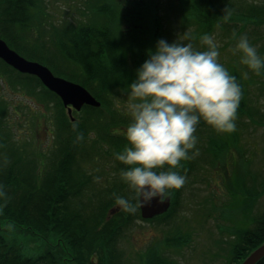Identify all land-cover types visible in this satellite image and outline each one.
I'll return each instance as SVG.
<instances>
[{
  "label": "trees",
  "instance_id": "trees-1",
  "mask_svg": "<svg viewBox=\"0 0 264 264\" xmlns=\"http://www.w3.org/2000/svg\"><path fill=\"white\" fill-rule=\"evenodd\" d=\"M134 1L137 3L138 0ZM141 1L143 6L124 18L121 11L124 1L93 0L89 9L84 10L86 15L94 17L92 22L54 32L49 35L52 38L38 39L37 45L30 47L21 40L22 37H29V23L33 15L31 8L35 6V0H0V39L27 59L57 71L55 75L88 88L101 103L98 109L83 108L81 112L86 109L85 116L81 118L74 112V122L68 120L65 114L59 116L56 112L53 118L57 126L51 132L54 138L42 149L38 146L28 149L29 145H21L23 139L18 142L11 137L1 140L0 186L4 194L0 195V264H122L118 243L130 231L135 216H138V221L143 220L139 218L138 208L135 212H127L115 201L117 195H131L121 177V170L127 165L115 157L127 140L122 131H114L121 130V125L126 128L131 116L119 114L117 102L121 94L130 91L131 82L125 81L133 73L136 75L135 70L140 65L138 61L127 59L121 51V43L122 39H127L143 48L144 39L141 38L149 30L155 44L162 37L168 39L172 36L165 32L162 16H155L160 11L159 0ZM175 2L177 26L181 30L194 31L193 42L199 44L203 34L212 35L216 29L230 33V43L235 42L236 36L246 34L258 53L264 55V0L262 4L244 3L241 7L245 9L240 16L233 0ZM162 8L170 10V23L166 22V25L172 26V8L169 5ZM151 13L154 14L152 17ZM241 19L249 23L247 25L244 23L247 21H242V27L235 33L233 25ZM155 28L158 30L154 31ZM199 47L196 48L204 50L207 45L201 41ZM50 49L59 52L65 62L74 64L79 71L64 69L48 58L47 51ZM141 55L147 58L148 54L142 50ZM5 69L4 73L12 72L16 82L40 84L35 77L21 75L0 61V71ZM250 70L258 79L255 81L258 82L257 97L264 96V71L257 74ZM231 74L237 77L242 87L237 119L258 121L263 126L264 119L258 118L257 112L264 111L245 107L248 104L244 100L245 84L237 71ZM40 94L55 96L43 87L41 93L36 92L37 98ZM56 100L59 110L61 103L57 97ZM0 109H5L1 101ZM105 130L108 132L103 133ZM81 134L83 138L78 139ZM195 135L197 143L194 149L189 150L195 154L182 160L181 167L177 169L186 178L179 191L209 162L211 167L215 166L220 157L217 153L227 148L226 134L215 131L203 119L198 123ZM103 142L106 144L101 145ZM103 151L105 157L101 156V161L106 163L107 159L110 160L115 173L109 180L98 183L96 174L84 171L80 162H96ZM178 197L176 193V201ZM171 201L173 203L172 197ZM251 220L252 223L233 235L229 247L231 262L228 264H239L251 250L264 243V211ZM20 236L35 238L36 243L45 246L44 250L34 247V251L25 239L18 241ZM152 263L164 264L162 258ZM257 264H264V258Z\"/></svg>",
  "mask_w": 264,
  "mask_h": 264
},
{
  "label": "rangeland",
  "instance_id": "rangeland-1",
  "mask_svg": "<svg viewBox=\"0 0 264 264\" xmlns=\"http://www.w3.org/2000/svg\"><path fill=\"white\" fill-rule=\"evenodd\" d=\"M119 1L125 3L121 8L124 18L143 6L141 0L137 3L134 0ZM175 1L159 0L160 11L155 14L156 17L162 16L165 21V32H169V36L172 35L166 38L169 42L177 39L179 35L181 38L186 35L190 39L195 35L194 31L181 30L177 26ZM262 1L233 0L238 7V16L245 9L241 7L245 5L244 3L262 4ZM34 3L35 6L31 8L33 15L29 23L31 30L29 37L24 39L19 36V38L22 37L21 41L30 44V47L37 45L38 39L44 40L54 32H62L94 20L93 16L86 15L84 11L89 9L93 0H35ZM167 5L172 8L170 13L172 26L168 25V27L166 22L170 23L168 17L170 10L162 8ZM152 15L154 14L151 13V17ZM242 21L247 20L241 19L234 23L235 33L242 27L240 24ZM244 23L248 25L249 22ZM147 24L150 25V23ZM157 30L158 28L154 29V31ZM212 36L219 45V61L230 73L237 71L245 84L244 100L248 102L245 107L254 111L256 107L259 111L260 109L264 111V96L257 97L258 82L255 81L258 79L252 74L250 68L241 62V53L233 51L241 35L236 36L235 42L231 43L229 42L232 36L230 33L219 32L216 29ZM247 37L250 39L249 35ZM141 39H144L143 48L127 39H122L121 43V51L126 54L127 59L138 61L140 65L146 59L141 55L142 50L148 54V50L155 47L150 30ZM191 42L195 48L201 43L198 41L199 44H197L192 39ZM47 54L50 55L48 58L62 65L64 69L79 71L74 64L65 62L59 52L50 49ZM5 71L6 69L0 71L2 81L0 82V101L5 107L3 110L0 109V143L4 138L11 137L15 142L23 139L21 145H29L30 150L36 146L40 149L46 147L47 143L53 140L54 133L51 132L57 126L53 118L54 114L57 112L59 116L65 114L67 117L66 113H63L65 109L60 105L57 110L56 96L40 94L37 98L36 92H42L40 84H21L16 82L17 78L11 76V71L4 73ZM135 78L136 75L133 73L125 82H131ZM131 100L128 94H121L117 102L119 114L130 116L128 103ZM84 111L75 116L78 118L85 116ZM257 113L258 118L264 119V115H261L264 112ZM71 115L74 116V114ZM67 119L69 120L68 117ZM235 122V130L224 132L227 148L217 153L220 157L219 159L217 157L216 165L211 167L209 162L206 168L198 170L197 174L187 181L188 184L184 189L172 190L173 203L169 215L165 214L166 217L157 218L150 223L138 221V216H135L130 231L118 243L117 248L122 255L119 260L122 264H150L153 260L157 261L161 258L164 264H228L227 262H231L229 247L233 241V235L240 228L252 223L251 219L264 211V125H260L258 121L237 119V117ZM120 128L125 129L122 125ZM105 132L108 131L105 130L103 133ZM104 144L106 143L103 142L101 145ZM101 156H104V151L97 157L96 162L90 163L88 160L80 162L84 171H91V175L96 174L98 183L109 180L115 173L112 162L107 159L106 163H103ZM176 193L179 194L177 201ZM15 235L18 237L17 234ZM19 238L18 241L22 242L25 239L34 251H36L34 247L41 250L45 248L36 243L35 238L21 236Z\"/></svg>",
  "mask_w": 264,
  "mask_h": 264
},
{
  "label": "clouds",
  "instance_id": "clouds-1",
  "mask_svg": "<svg viewBox=\"0 0 264 264\" xmlns=\"http://www.w3.org/2000/svg\"><path fill=\"white\" fill-rule=\"evenodd\" d=\"M201 41L207 45L204 50L195 48L186 35L171 42L162 37L135 70L128 93L131 120L125 129L114 130L122 131L127 140L115 153L127 165L121 177L131 190L130 196H115L122 210L135 212L153 199L162 201L185 183L177 169L195 154L189 150L197 143L195 132L201 119L217 131L236 128L241 84L219 61L214 37L205 33ZM233 51L241 53V62L257 74L264 71V55L246 34Z\"/></svg>",
  "mask_w": 264,
  "mask_h": 264
},
{
  "label": "water",
  "instance_id": "water-1",
  "mask_svg": "<svg viewBox=\"0 0 264 264\" xmlns=\"http://www.w3.org/2000/svg\"><path fill=\"white\" fill-rule=\"evenodd\" d=\"M6 44L0 40V58L21 73L36 75L42 83L52 92L60 97L64 106L71 105L74 109L80 110L83 105L99 107V103L80 85L66 82L61 78L53 77L51 72L44 66L24 60L15 52L10 50ZM70 112V110H69ZM169 198L163 201L153 199L150 205L139 206L141 216L144 219L162 214L169 207ZM264 257V244L254 250L241 264H256Z\"/></svg>",
  "mask_w": 264,
  "mask_h": 264
}]
</instances>
